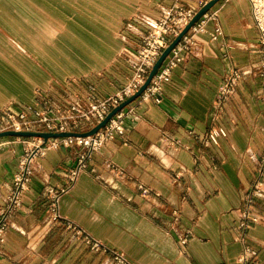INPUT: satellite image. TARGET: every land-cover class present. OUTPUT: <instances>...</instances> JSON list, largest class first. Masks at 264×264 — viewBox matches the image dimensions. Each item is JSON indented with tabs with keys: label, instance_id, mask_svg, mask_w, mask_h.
I'll use <instances>...</instances> for the list:
<instances>
[{
	"label": "crops",
	"instance_id": "1",
	"mask_svg": "<svg viewBox=\"0 0 264 264\" xmlns=\"http://www.w3.org/2000/svg\"><path fill=\"white\" fill-rule=\"evenodd\" d=\"M79 4L87 15L82 23L67 28L74 30L69 38L57 34L51 17H60L62 6L65 14L77 15L73 9ZM171 4L0 0V113L23 109L33 100L40 103L39 96L66 108L91 86L101 98L116 94L133 74L126 51L142 43L161 10ZM213 10L224 37L212 42L208 35L201 36L197 48L184 53L160 103L133 102L125 136L93 153L75 182L70 183L69 174L78 147L49 148L33 160L29 189L11 218L0 264H107V257L91 252L74 236L69 223L133 264H241L239 210L264 154V104L257 97L262 84L260 36L248 0H220ZM109 14L125 20L120 49L105 66L75 42L88 48L93 41L88 31L104 35L111 24L104 15ZM126 14L131 16L127 19ZM62 51L69 60L62 58ZM57 62L78 78L66 81ZM235 70L242 79L216 120L218 92ZM218 128L226 136L217 145L205 146L199 137ZM172 140L181 145L175 147ZM29 146L28 141L9 138L1 143L0 210ZM55 203L57 222L50 220ZM254 205L260 215L249 233L255 255L245 264H264V197H257ZM173 210L179 212V228ZM172 228L175 233L169 232ZM187 230L191 238L181 247L177 235Z\"/></svg>",
	"mask_w": 264,
	"mask_h": 264
},
{
	"label": "built area",
	"instance_id": "2",
	"mask_svg": "<svg viewBox=\"0 0 264 264\" xmlns=\"http://www.w3.org/2000/svg\"><path fill=\"white\" fill-rule=\"evenodd\" d=\"M172 4L161 10L160 18L150 25L151 29L144 35L142 43L134 50L126 51L128 63L131 66L133 75L128 84L118 93L101 98L97 95L95 87H89L84 96H79L68 102L65 108L62 103L52 100L49 97L39 96V108L26 106L18 113L7 110L0 115V131L12 127L16 132L35 131L37 128H44L48 133H72L86 126L94 128L101 124L108 115L119 107L126 99L134 96L145 84L148 75L158 62L164 51L169 48L172 42L190 24L199 11L213 0H170ZM251 5V14L254 26L259 32V46L261 52V79L262 84L257 94L258 99L264 104V0H248ZM208 35L212 42H216L224 37V30L221 25L219 15L213 8L204 14L183 36L178 45L171 51L163 66L153 78L152 82L141 95L137 102L148 103L154 100L161 102L164 86L171 81L173 71L183 62L184 53L192 52L197 48L199 38ZM242 73L239 70L233 71L223 81L217 98L215 100V110L218 120L225 111V106L234 95ZM132 104L119 111L93 136L89 137H66L52 139L49 143L33 144L21 159L18 171L14 177L13 188L9 192L6 203L0 210V259L3 247L6 242V234L10 227L12 216L23 205V199L29 189V184L33 175L32 162L36 157H42L49 148L59 149L62 146L68 148L76 146L80 152L76 158V165L69 174L70 183L77 180L80 173L87 168V162L93 153L100 151L117 136L124 137L126 130V120L134 114ZM226 131L223 128L212 130L208 136L199 137L205 146L217 145L220 137H225ZM21 141V138H17ZM175 147H179L180 141H173ZM264 154L259 159L257 174L252 189L246 195L240 208V218L237 229L240 232L237 238L243 247L242 255L238 258L241 264L247 263L255 252L250 242V230L260 222V215L255 209V199L264 197ZM146 193L147 191L144 190ZM50 220L57 222L60 219L57 204H52L50 208ZM172 216L175 218V227L179 228L180 216L177 210H173ZM67 228L74 236L84 243L89 250L96 254L107 257V264H133L124 254L108 248L100 242L92 239L89 235L69 223ZM172 228L169 232H173ZM192 232L185 231L177 235V241L181 247L188 244Z\"/></svg>",
	"mask_w": 264,
	"mask_h": 264
},
{
	"label": "rangeland",
	"instance_id": "3",
	"mask_svg": "<svg viewBox=\"0 0 264 264\" xmlns=\"http://www.w3.org/2000/svg\"><path fill=\"white\" fill-rule=\"evenodd\" d=\"M64 2V1H63ZM112 4H116L115 1H112L111 2ZM10 6V5H9ZM62 10H63V13H61L60 17L57 15L58 18H56V20H54V17L52 16L51 19L49 20V22L51 23L50 25L52 27H54L56 29V32L57 34H60L66 38H69L70 37V33H74L73 31L74 30H69L67 29L68 27L74 25V23H78V24H81L83 21L82 18L87 16L86 14H84L83 10L81 9L80 7V4L79 6H77V8L74 7L73 11H77V15L76 14H65L64 11H65V8L64 6H62ZM47 16H49L47 14ZM46 16V18H47ZM122 15L118 16V17H115V19H111L110 17V14H109V17L108 15H104V19H107L109 18L111 24L109 25L110 28L109 30L107 29L104 33V35H102V31H88L89 32V36L91 37V39L93 40L91 45L87 46L88 48H85L84 46L80 45L79 42H75L77 45V47H79L81 50H83L86 55L91 58L95 63L97 64H101V65H105L106 64L108 65V60H112L113 57L117 54L118 50L120 49V40H119V35H120V32H121V29H122V20L120 17ZM131 15H127L126 14V18L128 19ZM98 18H101L99 16H97ZM123 17V16H122ZM77 18V19H76ZM125 20V19H124ZM123 20V21H124ZM96 22V21H95ZM103 25V24H102ZM85 32V31H84ZM87 32V31H86ZM57 37V36H56ZM124 56V55H123ZM162 56V55H161ZM69 56H67L66 54H64V52L62 51V58L65 60V59H68ZM57 61V59H55ZM59 61V60H58ZM108 62V63H107ZM58 63V62H57ZM59 64V63H58ZM164 64V63H163ZM60 65V64H59ZM64 70L65 72L63 71L62 72V75L67 77L66 78V81L67 80H72L74 78H78L76 77V75L72 72V71H68L66 68H64V64L60 65ZM122 66V65H121ZM163 66V65H162ZM161 66V67H162ZM154 68V67H153ZM122 69V67H120V70ZM161 69V68H160ZM159 69V70H160ZM124 71H126V69H123ZM153 70V69H152ZM151 70V71H152ZM62 71V69H61ZM104 72V71H103ZM103 72H100L99 75H103ZM159 72V71H158ZM151 73V72H150ZM149 73V75H150ZM95 75L98 76V73H94ZM133 75V74H132ZM148 75V77H149ZM132 78V77H131ZM130 78V80H131ZM129 80V81H130ZM147 81V80H146ZM146 83V82H145ZM128 84V83H127ZM144 86V85H143ZM142 88V87H141ZM140 88V89H141ZM122 90V89H121ZM120 90V91H121ZM118 93V92H117ZM48 95V94H47ZM85 95V94H84ZM82 95V96H84ZM143 95V94H142ZM49 96H53L55 97L54 95H49ZM57 97V96H56ZM79 97V96H78ZM141 97V96H140ZM139 97V98H140ZM50 98V97H49ZM138 98V99H139ZM129 99V98H128ZM138 99H136L134 102L138 101ZM127 100V99H126ZM125 100V101H126ZM132 104V103H131ZM39 103H37L36 100H33L29 106H32L33 108H39ZM9 107V106H8ZM14 107V106H13ZM26 107V106H25ZM24 107V108H25ZM10 108V107H9ZM13 112L14 113H18L20 110H22V108L20 109H16L15 107L13 108ZM2 113H0L1 115ZM98 125H96L95 127H97ZM94 127V128H95ZM94 128H91V125L89 126H86L84 129H78V132H75V133H80V134H84V133H88L90 132L91 130H93ZM7 132H16L12 127L10 128H5L4 130L0 131V135H2L3 133H7ZM21 132H36V133H48L46 131H44V128L41 127V128H37L35 131H26V130H22ZM74 133V132H72ZM14 139V140H17V138H21V141H28V142H32L34 144H38L39 142L41 143H49L50 141H52V139H49L47 141H45L43 138H37V137H17V136H5V137H0V147H1V143L4 142V139ZM2 148V147H1ZM20 165V163H19Z\"/></svg>",
	"mask_w": 264,
	"mask_h": 264
},
{
	"label": "water",
	"instance_id": "4",
	"mask_svg": "<svg viewBox=\"0 0 264 264\" xmlns=\"http://www.w3.org/2000/svg\"><path fill=\"white\" fill-rule=\"evenodd\" d=\"M220 0H213L209 2L206 6H204L199 13L195 16V18L190 22V24L183 30V32L172 42V44L167 48L162 56L159 58L158 62L155 64L153 70L151 71L146 83L142 88L132 97L127 99L125 102H123L119 107L114 109L108 117L97 127H95L93 130H91L88 133L80 134V133H36V132H7L0 135V137L5 136H17V137H37V138H43L45 141L49 139H57V138H66V137H89L93 136L96 133L99 132L102 128H104L107 123L113 118L115 114H117L119 111L126 108L128 105L133 103L136 99H138L148 88L150 83L152 82L153 78L157 75L159 69L171 53V51L178 45V43L181 41L183 36H185L191 27L208 11H210L217 3H219Z\"/></svg>",
	"mask_w": 264,
	"mask_h": 264
},
{
	"label": "bare ground",
	"instance_id": "5",
	"mask_svg": "<svg viewBox=\"0 0 264 264\" xmlns=\"http://www.w3.org/2000/svg\"><path fill=\"white\" fill-rule=\"evenodd\" d=\"M34 143L30 142V146H33Z\"/></svg>",
	"mask_w": 264,
	"mask_h": 264
}]
</instances>
